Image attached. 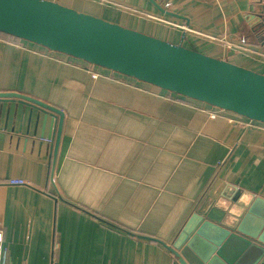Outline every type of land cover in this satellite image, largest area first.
Here are the masks:
<instances>
[{
    "label": "crops",
    "instance_id": "crops-1",
    "mask_svg": "<svg viewBox=\"0 0 264 264\" xmlns=\"http://www.w3.org/2000/svg\"><path fill=\"white\" fill-rule=\"evenodd\" d=\"M49 1L171 43L184 34V45L264 74L259 0H154L179 18L148 0ZM84 67L0 34V92L63 114L54 155L52 118L0 102L4 264H172L145 237L169 244L204 201L224 217L253 201L244 196L264 198L263 129L133 80L92 79Z\"/></svg>",
    "mask_w": 264,
    "mask_h": 264
},
{
    "label": "water",
    "instance_id": "water-1",
    "mask_svg": "<svg viewBox=\"0 0 264 264\" xmlns=\"http://www.w3.org/2000/svg\"><path fill=\"white\" fill-rule=\"evenodd\" d=\"M148 1L162 14L180 17ZM257 5L253 13L264 41V0ZM0 33L264 124V74L184 45V34L171 43L49 0H0ZM12 101L52 118L55 155L62 112L17 92H0V102ZM251 197L241 214L224 217L215 214L214 203L202 202L169 244L145 238L161 244L172 264H264V198Z\"/></svg>",
    "mask_w": 264,
    "mask_h": 264
},
{
    "label": "built area",
    "instance_id": "built-area-1",
    "mask_svg": "<svg viewBox=\"0 0 264 264\" xmlns=\"http://www.w3.org/2000/svg\"><path fill=\"white\" fill-rule=\"evenodd\" d=\"M167 6H168V4H165V7H167ZM182 28H184V26H182ZM239 43L240 44H245L246 41L244 39H241ZM84 69L87 71V73L91 76L92 79H97L99 77H108V78H112L113 77V78H118V79L131 80L129 78L117 75V74H115L113 72H110V71H107V70H104V69H101V68H98V67L92 66V65L85 64ZM131 82L134 83L136 81L133 80ZM136 83H139V82H136ZM139 84H142V83H139ZM142 85H145V84H142ZM149 87H151V86H149ZM151 88H153L155 90H159V89L154 88V87H151ZM159 91H161L163 93H167V92L162 91V90H159ZM181 98H183V97H181ZM201 104H203V103H201ZM203 106H204L205 111L208 113V116L210 118H212V119H214L216 117H223L225 114L230 113V112H226L224 110H221V109H218V108L206 105V104H203ZM231 114H233V113H231ZM235 116H237V115H235ZM237 117L240 119L239 124L246 125V126H251V127H257V128H261V129L264 130V124H261V123H258V122L252 121V120H248V119L242 118L240 116H237ZM228 121H230L232 123L233 120H229L228 119ZM7 183L9 185H12V186H22V185H25L26 182L23 179H20V178H15V179L13 178V179H9ZM4 263H5V251L3 249V231L0 228V264H4Z\"/></svg>",
    "mask_w": 264,
    "mask_h": 264
},
{
    "label": "trees",
    "instance_id": "trees-1",
    "mask_svg": "<svg viewBox=\"0 0 264 264\" xmlns=\"http://www.w3.org/2000/svg\"><path fill=\"white\" fill-rule=\"evenodd\" d=\"M1 34V33H0ZM2 35H4V34H2ZM4 36H7V35H4ZM7 37H9L10 39H13V40H17V39H15V38H13V37H10V36H7Z\"/></svg>",
    "mask_w": 264,
    "mask_h": 264
},
{
    "label": "clouds",
    "instance_id": "clouds-1",
    "mask_svg": "<svg viewBox=\"0 0 264 264\" xmlns=\"http://www.w3.org/2000/svg\"><path fill=\"white\" fill-rule=\"evenodd\" d=\"M243 198H244V200H247V199H248V197H247V196H244Z\"/></svg>",
    "mask_w": 264,
    "mask_h": 264
}]
</instances>
